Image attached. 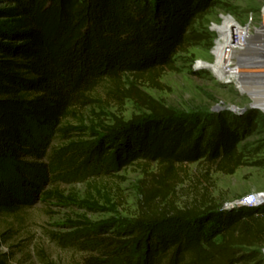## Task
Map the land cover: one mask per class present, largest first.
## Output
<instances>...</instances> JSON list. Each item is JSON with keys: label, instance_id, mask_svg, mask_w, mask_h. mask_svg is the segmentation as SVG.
Wrapping results in <instances>:
<instances>
[{"label": "trees", "instance_id": "trees-1", "mask_svg": "<svg viewBox=\"0 0 264 264\" xmlns=\"http://www.w3.org/2000/svg\"><path fill=\"white\" fill-rule=\"evenodd\" d=\"M217 1L0 0V216L27 209L42 193L71 202L42 191L73 149L94 178L144 161L160 169L163 187L144 190L141 181L135 219L74 223L84 228L66 235L81 264H264V204L167 202L164 177L177 166L204 160L232 174L246 164L229 119L180 114L137 85L175 70L176 56L199 38L196 22ZM99 90L148 113L75 141L85 128L70 119L99 102ZM8 261L0 252V264Z\"/></svg>", "mask_w": 264, "mask_h": 264}, {"label": "rangeland", "instance_id": "rangeland-1", "mask_svg": "<svg viewBox=\"0 0 264 264\" xmlns=\"http://www.w3.org/2000/svg\"><path fill=\"white\" fill-rule=\"evenodd\" d=\"M263 7L264 0H218L196 22L195 33L199 38L190 41L186 51L176 56L175 70L164 72L155 83L142 80L137 84L149 98L180 114L201 117L206 122L225 116L242 139L239 148L245 154L246 164L232 174L199 160L177 166L172 174L165 176L171 188L169 203L184 207L198 201L229 207L252 194L260 195L264 203V93L257 95L249 88L248 80L240 83H247L246 87L219 81L209 66L201 64V60L213 62L218 39L213 25L224 24L225 17H233L243 27L249 24L258 27L242 36L249 46H255L264 34ZM244 45L239 42L240 47L235 50H241ZM96 96L99 102L82 109L77 119H70L71 125L85 128L73 133L77 135L75 141L93 140L92 129L102 132L115 119L129 121L148 113L143 104L131 99L119 103L103 90ZM51 146V150L60 147ZM75 152L73 149L70 155L65 153L68 160L62 165L64 169L56 172L54 180L45 184L42 191L56 190L71 202L45 197L42 193L27 209L0 216V252L8 257V264H81V252L69 245L66 235L84 228L74 223L135 219L143 199L141 181L144 190L163 187L158 182L160 169L154 163L134 162L121 169L114 168L106 177L94 178L87 174L88 167L81 156L71 157ZM53 235H60L59 240Z\"/></svg>", "mask_w": 264, "mask_h": 264}, {"label": "bare ground", "instance_id": "bare-ground-1", "mask_svg": "<svg viewBox=\"0 0 264 264\" xmlns=\"http://www.w3.org/2000/svg\"><path fill=\"white\" fill-rule=\"evenodd\" d=\"M213 26L218 33V39L213 49L214 60L213 62L201 60L202 66H209L213 75L219 81H227L228 83L246 87L247 83L246 85H240V83L243 82V80L244 82L248 80L251 82V87L249 86V88L257 92V95L263 94L264 34L259 39V42H256L255 46L251 47L246 40L242 39V36L245 35L247 31L250 32L251 28L258 30V27H251V24L243 27L230 16L225 17L224 24H214ZM234 37L236 38L233 39ZM239 42H244L245 45L241 50H235V47L239 46ZM232 57H234V59H232ZM255 61L259 62L258 67H253L252 63Z\"/></svg>", "mask_w": 264, "mask_h": 264}, {"label": "built area", "instance_id": "built-area-1", "mask_svg": "<svg viewBox=\"0 0 264 264\" xmlns=\"http://www.w3.org/2000/svg\"><path fill=\"white\" fill-rule=\"evenodd\" d=\"M263 54H264V51H263ZM238 202H241V203L237 204ZM238 202L230 205L229 207L240 206V205H263L264 204L262 203V197L260 195H254V194L249 195Z\"/></svg>", "mask_w": 264, "mask_h": 264}, {"label": "water", "instance_id": "water-1", "mask_svg": "<svg viewBox=\"0 0 264 264\" xmlns=\"http://www.w3.org/2000/svg\"><path fill=\"white\" fill-rule=\"evenodd\" d=\"M263 12H264V7H263ZM264 27H262L261 29H262V31H264V29H263ZM252 65H253V67H258L259 66V62L258 61H255L254 63H252ZM251 107H254V108H257V109H259V107H257V106H251ZM260 110V109H259ZM241 202H238L237 204H240Z\"/></svg>", "mask_w": 264, "mask_h": 264}]
</instances>
